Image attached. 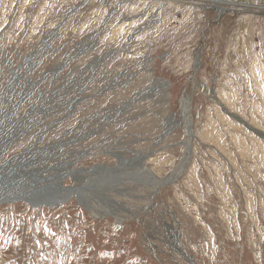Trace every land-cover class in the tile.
Segmentation results:
<instances>
[{
  "label": "rangeland",
  "instance_id": "1",
  "mask_svg": "<svg viewBox=\"0 0 264 264\" xmlns=\"http://www.w3.org/2000/svg\"><path fill=\"white\" fill-rule=\"evenodd\" d=\"M222 7L0 0V164L114 169L0 204V264H264V9Z\"/></svg>",
  "mask_w": 264,
  "mask_h": 264
},
{
  "label": "water",
  "instance_id": "2",
  "mask_svg": "<svg viewBox=\"0 0 264 264\" xmlns=\"http://www.w3.org/2000/svg\"><path fill=\"white\" fill-rule=\"evenodd\" d=\"M55 34V33H54ZM40 49L36 52L37 55L41 54ZM29 61V60H28ZM12 86V83H10V86L6 89V91H10V88ZM6 91H4V95L6 98ZM9 95V93H8ZM7 95V96H8ZM8 118V117H6ZM12 142H10L5 149L0 150V160L3 157L4 153L13 145ZM31 149L27 150L25 153L13 157L7 162L0 164V203H14L16 201L15 199H19L18 201H23L21 196H29L33 197L35 201H39L36 203V205H33L34 202L32 201H25V202H30V206H36L37 208L46 205L48 207H54L57 206L58 204L62 203L59 201V195L56 199L52 200V198L56 195L54 189H49V184L47 179L53 180V181H59L61 180V177L58 178V176H43L44 171H40L39 169L36 171V169H32L31 166L33 165L31 161H33L32 158L28 157V154ZM27 155V157H25ZM32 155V154H29ZM25 157V158H23ZM37 164V163H35ZM98 167V166H97ZM54 170L51 169L50 171ZM61 171H64L62 168ZM41 172V174H40ZM68 173V172H67ZM96 173V172H93ZM91 173V174H93ZM10 175V176H9ZM65 176V177H64ZM63 176L64 180L67 179L69 176L65 174ZM68 176V177H67ZM77 176V175H76ZM76 176L72 178L73 180L77 181ZM42 177L46 179V181L42 182V185L44 183L45 186H42L39 182L38 184V178ZM57 179H56V178ZM49 180V181H50ZM62 181V180H61ZM63 182V181H62ZM79 187V186H78ZM66 188L68 189H76V188H71L70 186H67ZM82 189V187H81ZM55 194H54V193ZM1 197H4V199H1ZM9 197V198H8ZM71 196L66 197V202L69 200ZM65 202V201H64Z\"/></svg>",
  "mask_w": 264,
  "mask_h": 264
},
{
  "label": "bare ground",
  "instance_id": "3",
  "mask_svg": "<svg viewBox=\"0 0 264 264\" xmlns=\"http://www.w3.org/2000/svg\"><path fill=\"white\" fill-rule=\"evenodd\" d=\"M203 1H207V3L209 2V3H211V5L213 6V8L214 9H216V10H219L221 13H223V12H226V11H232V9H228L227 7L225 8H223L222 7V5L223 6H234V7H239V8H252V9H264V6L263 5H260V4H254V3H251V2H248V3H243V4H240L239 6H237L238 4V2H235L234 0H231V1H223V0H203ZM211 7V6H210ZM235 10H237V9H235ZM238 12H242L241 10H237ZM55 34H57V32L55 31L54 32ZM51 34L50 35V37H48V44H50V42H52L55 38H56V36H55V34ZM46 43V42H45ZM45 46H47V45H45ZM45 48V47H44ZM38 54V53H37ZM35 55L34 56V58L36 57V56H38V55ZM36 59V58H35ZM30 62L32 61V60H29ZM28 64V61L26 62V63H24L23 65H27ZM198 69V68H197ZM14 74L15 73H13V76H14ZM12 76V77H13ZM264 80V79H263ZM260 81V80H259ZM16 83V82H15ZM164 84V82H162V81H160V84L159 85H163ZM166 85V84H165ZM10 86V83L8 84V86H7V88ZM258 87H259V91H260V93L262 94V95H264V83L263 82H258ZM8 92L9 91H6V96H7V94H8ZM4 93V92H3ZM5 95L4 94H2L1 95V98H0V115H3V116H5V114L7 115V113H5V111L3 110V103H4V101H5ZM227 101H229V98L227 99ZM232 101V100H231ZM191 102H192V99H191ZM230 105V104H229ZM189 107H191V105L189 106ZM190 111H191V108L189 109ZM186 108L185 109H183V116L185 117V119H186V130H187V134H188V137L190 136V135H193V128H190V126L188 127V123H189V121H190V119H189V121H188V118H187V116H186ZM222 113V112H221ZM225 114H227V113H225ZM230 114V113H229ZM223 117H224V115H223ZM190 118H191V114H190ZM188 127V128H187ZM3 132H5L4 131V128H1L0 129V138H1V136H2V133ZM189 140H191V138H189ZM185 142V141H184ZM185 146L186 147H188V149L190 148V146H189V142H188V140L185 142ZM34 151L31 149L30 150V152H29V154H32V155H29L28 154V157L29 158H32L33 159V161H31V163L32 164H35L36 163V160L33 158V155H34ZM25 157H27V155L25 156ZM25 157H23V158H25ZM186 162V161H185ZM183 164V163H182ZM186 165V164H185ZM36 169V171L38 170L37 168H35ZM56 171H60L61 169L60 168H56L55 169ZM95 170H98V171H102V173H103V175H109V174H112V172L114 171V169L113 168H109V167H107V166H100V167H96L95 169H90V170H80V171H69L68 173H67V175L69 176V177H73L74 176V178H75V176L77 175V176H80V178L81 177H84L85 178V176L86 175H88V173H92V172H94ZM41 171V170H40ZM135 172V171H134ZM40 174H41V172H40ZM10 176V175H9ZM54 176H56V175H54ZM58 176V178H60L61 177V180L63 181L64 180V178H63V176L64 175H62V176H60V175H57ZM67 176V177H68ZM77 176H76V179H77ZM47 177H51V176H47ZM65 177V176H64ZM56 178V177H55ZM89 178V177H88ZM57 179V178H56ZM102 178L101 177H97V178H90L88 181H86V184H89L90 185V183H92V181H95V182H98V183H101V182H103V180H101ZM50 179H47V181H46V179H44V178H42V177H39L38 178V184H39V182H40V184L42 185V182L43 181H46V182H48V184H49V189H54L55 190V193H56V195L52 198V200H54V199H56L57 197H58V195L60 196L59 197V201H61L62 203H60V204H63V203H66V197L67 196H71L70 198H72V197H77V199H78V201H80L81 203L83 202V204L84 203H88V201H87V199H86V197L90 194V191H89V193H88V191H87V189H86V185H83V186H79V187H74V188H76V189H68V188H66L63 184H62V181L61 180H59V181H53V180H50ZM83 181V180H82ZM81 181V182H82ZM119 181V180H118ZM122 181V180H121ZM89 182V183H88ZM164 184H166V183H164ZM42 186H45L44 185V183H43V185ZM81 187H82V189H81ZM72 188V187H71ZM54 193V192H53ZM54 193V194H55ZM22 197V200H23V202H25V201H32V202H34V204L33 205H36V203L37 202H39V201H35V199L33 198V197H29V196H26V195H24V196H21ZM9 198V197H8ZM69 198V199H70ZM1 199H4V197H1ZM16 201H14V202H19L18 200L19 199H15ZM91 200V199H90ZM65 201V202H64ZM90 202V201H89ZM25 203H27V204H29L28 202H25ZM0 204H2V203H0ZM90 204H91V202H90ZM29 206H30V204H29ZM44 206H46V205H44ZM31 207H34V208H37L36 206H31ZM48 207V206H47Z\"/></svg>",
  "mask_w": 264,
  "mask_h": 264
}]
</instances>
